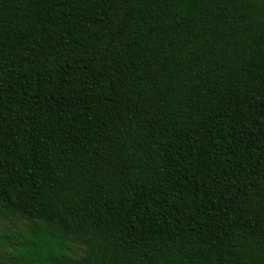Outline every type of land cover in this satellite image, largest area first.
Wrapping results in <instances>:
<instances>
[{
    "label": "trees",
    "instance_id": "1",
    "mask_svg": "<svg viewBox=\"0 0 264 264\" xmlns=\"http://www.w3.org/2000/svg\"><path fill=\"white\" fill-rule=\"evenodd\" d=\"M1 219L0 264H264V0H0Z\"/></svg>",
    "mask_w": 264,
    "mask_h": 264
},
{
    "label": "rangeland",
    "instance_id": "2",
    "mask_svg": "<svg viewBox=\"0 0 264 264\" xmlns=\"http://www.w3.org/2000/svg\"><path fill=\"white\" fill-rule=\"evenodd\" d=\"M25 229V225L21 221H13L9 219H1L0 220V236L5 233L12 234L14 237H18L19 234ZM70 249L74 251L76 254H82V246L77 245L75 243L69 244ZM10 264V263H7Z\"/></svg>",
    "mask_w": 264,
    "mask_h": 264
}]
</instances>
